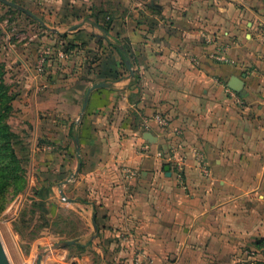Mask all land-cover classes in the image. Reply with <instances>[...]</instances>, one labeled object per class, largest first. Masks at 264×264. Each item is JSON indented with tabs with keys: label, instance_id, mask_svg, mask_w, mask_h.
Instances as JSON below:
<instances>
[{
	"label": "crops",
	"instance_id": "1",
	"mask_svg": "<svg viewBox=\"0 0 264 264\" xmlns=\"http://www.w3.org/2000/svg\"><path fill=\"white\" fill-rule=\"evenodd\" d=\"M24 1L73 46L13 101L35 134L56 130L48 200L84 224L41 264L264 263V0ZM222 48L228 64L209 57ZM123 168L137 177L127 183ZM41 243L17 262L32 264Z\"/></svg>",
	"mask_w": 264,
	"mask_h": 264
},
{
	"label": "rangeland",
	"instance_id": "2",
	"mask_svg": "<svg viewBox=\"0 0 264 264\" xmlns=\"http://www.w3.org/2000/svg\"><path fill=\"white\" fill-rule=\"evenodd\" d=\"M8 1L27 9L41 20L40 24L26 14L0 3V62L4 65L5 83L16 97L26 90L27 86L24 85L27 79L32 80L31 77H36L39 81L45 73L42 70H47L45 66L57 59L58 52L64 54L69 52L68 49L72 45L61 43L63 36L60 32L63 31L65 25L48 21L45 17V9L41 5L25 6L24 0ZM58 47L61 48L60 51H57ZM65 48L68 50L66 53L64 52ZM26 98L28 99L29 96ZM16 105L17 107L12 102L13 114L9 122L13 130L29 145L30 160L27 167L28 186L26 191L18 196V200L16 198L8 206L5 210L6 213L4 211L0 216L1 251L7 264H21L17 262L16 252L28 254L34 243L42 242V246H51L55 242L69 240V237L84 231L83 222L73 211L54 205L48 200L49 179L51 180V177L57 174L59 170L57 161L62 154L61 145L52 143L48 138V134L56 135V130H36L37 134H35L32 127H29L28 121L21 117L22 103L19 102ZM74 137L75 130H71L68 134V145L72 144ZM73 147H75L74 144ZM73 157L74 154L72 159ZM46 158H51L52 161L48 162ZM49 163L50 165H48ZM32 202L37 204L36 208L31 207ZM20 212H25L26 220L30 218L29 212H34L29 229H23L22 234L28 236L30 229L36 227L41 233L36 240H28L26 236L21 239L16 235V239H14L6 230L9 226L13 229V223L17 220ZM42 213L47 219V225L41 222L40 214ZM39 247L41 245L37 247L31 260L32 264L38 254ZM26 259H23L24 264H27ZM254 264L264 263L257 261Z\"/></svg>",
	"mask_w": 264,
	"mask_h": 264
},
{
	"label": "trees",
	"instance_id": "3",
	"mask_svg": "<svg viewBox=\"0 0 264 264\" xmlns=\"http://www.w3.org/2000/svg\"><path fill=\"white\" fill-rule=\"evenodd\" d=\"M110 23L109 18L104 26H98L103 32L107 33L110 28ZM125 47L124 45L123 48ZM71 49H73L72 46L69 47L68 50ZM66 50L65 48V53L68 51ZM4 73V65L0 62V216L19 195L26 191L28 186L27 167L30 160L29 145L13 130L9 122L13 114L12 102L15 99V94H13L6 85ZM31 207L36 208L37 204L32 202ZM39 209L42 210L41 207H39ZM29 213L30 218L26 220L25 212H20L17 220L13 223V231L18 238L23 239L26 236L28 240L33 241L41 235V233L38 232V228L34 227L30 229L28 236L22 234V230L29 229V225L32 222L34 212ZM43 215V213L40 214L41 222L47 225V219ZM83 233L73 235L68 239H77L82 236Z\"/></svg>",
	"mask_w": 264,
	"mask_h": 264
},
{
	"label": "water",
	"instance_id": "4",
	"mask_svg": "<svg viewBox=\"0 0 264 264\" xmlns=\"http://www.w3.org/2000/svg\"><path fill=\"white\" fill-rule=\"evenodd\" d=\"M0 3L4 4L6 6L12 7L14 9L26 14L27 16H29L30 18L34 19L35 21H37L38 23L41 24V20L38 19L35 15H33L27 9H25V8H23V7L19 6V5L11 2V1H8V0H0ZM125 65H126V68L129 70V72L131 73V68H130L129 62L125 61ZM103 86H105V84L98 83V84H93L91 87H89L87 89L86 94H85L84 99H83V103H82V106H81L79 117L82 116V114H83V112L85 110V107H86V104H87V101H88L89 93L92 90L100 88V87H103ZM227 87L231 91H233V92H235L237 94H240L241 96H244V94H245L244 88H243L244 84L238 77L231 76L229 78L228 82H227ZM73 143H74V146H75V149H76V156L78 157L79 156V142H78V139L76 137L73 139ZM78 168H79V165H78V167L76 169V172L78 171ZM167 169L168 168H166V170ZM93 226L95 227L94 219H93ZM77 243H78V240L74 239V240H66V241L55 242L51 246H47V245L41 246V247L38 248V254H36L33 264H41L43 257H46L48 251L51 250V249L67 248L69 246L76 245ZM0 264H7V262L5 261V259L3 257V253L1 251V248H0Z\"/></svg>",
	"mask_w": 264,
	"mask_h": 264
},
{
	"label": "built area",
	"instance_id": "5",
	"mask_svg": "<svg viewBox=\"0 0 264 264\" xmlns=\"http://www.w3.org/2000/svg\"><path fill=\"white\" fill-rule=\"evenodd\" d=\"M210 59H212L215 62L221 63V64H228L230 63V60L228 59V57L226 56L225 53V49H220L217 50L214 53L210 54ZM152 120L157 123L158 125H160L161 127H167L169 125V121L167 118H165L164 116H162L161 114H154L152 117ZM172 161L175 160V163L177 164L176 168H179L178 163L179 160H176V157L174 156V154H172L171 156ZM123 175H124V180L128 183L130 181H132L133 179H135L137 177V172L133 169L130 168H123ZM177 177L179 179V181L182 180V172L178 171L177 172Z\"/></svg>",
	"mask_w": 264,
	"mask_h": 264
},
{
	"label": "bare ground",
	"instance_id": "6",
	"mask_svg": "<svg viewBox=\"0 0 264 264\" xmlns=\"http://www.w3.org/2000/svg\"><path fill=\"white\" fill-rule=\"evenodd\" d=\"M1 246V245H0ZM1 248V247H0Z\"/></svg>",
	"mask_w": 264,
	"mask_h": 264
}]
</instances>
